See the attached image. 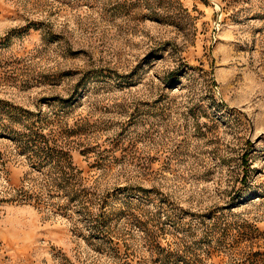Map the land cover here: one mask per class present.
<instances>
[{"label": "rangeland", "instance_id": "rangeland-1", "mask_svg": "<svg viewBox=\"0 0 264 264\" xmlns=\"http://www.w3.org/2000/svg\"><path fill=\"white\" fill-rule=\"evenodd\" d=\"M0 264H264V0H0Z\"/></svg>", "mask_w": 264, "mask_h": 264}]
</instances>
